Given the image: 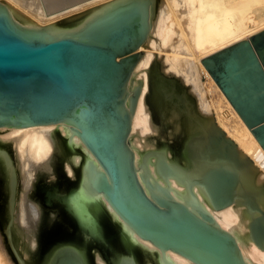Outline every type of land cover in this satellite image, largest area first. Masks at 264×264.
<instances>
[{
	"label": "bare ground",
	"instance_id": "6f19581e",
	"mask_svg": "<svg viewBox=\"0 0 264 264\" xmlns=\"http://www.w3.org/2000/svg\"><path fill=\"white\" fill-rule=\"evenodd\" d=\"M133 2L144 7L146 30L122 100L129 125L125 143L137 182L153 202L172 200L198 217L208 216L235 239L245 264H264V149L201 63L264 29V0H0V8L24 30L46 38L77 37ZM85 10L60 25H43ZM201 74L211 90L201 83ZM42 172L72 179L49 199L63 208L70 229L80 231L82 222L107 229L105 235L117 245L112 264H196L141 241L120 220L96 190L105 169L68 122L0 125V264H18L1 227L5 201L7 210L11 200L17 203L16 225L29 249L42 229L54 230L59 220L31 198ZM85 248L88 264L108 261ZM66 250L54 253L49 264H85L78 251Z\"/></svg>",
	"mask_w": 264,
	"mask_h": 264
},
{
	"label": "water",
	"instance_id": "95a60500",
	"mask_svg": "<svg viewBox=\"0 0 264 264\" xmlns=\"http://www.w3.org/2000/svg\"><path fill=\"white\" fill-rule=\"evenodd\" d=\"M145 30L144 7L136 2L77 37L46 38L24 30L0 8V125L68 122L105 169L96 190L141 241L196 264H245L235 239L208 216L198 217L172 200L153 202L137 182L125 143L129 125L122 93ZM201 63L264 149V29ZM41 198V208L59 220L53 232L38 239L70 229L63 208L44 193Z\"/></svg>",
	"mask_w": 264,
	"mask_h": 264
},
{
	"label": "rangeland",
	"instance_id": "374dc122",
	"mask_svg": "<svg viewBox=\"0 0 264 264\" xmlns=\"http://www.w3.org/2000/svg\"><path fill=\"white\" fill-rule=\"evenodd\" d=\"M156 1H159V0H156ZM161 1H163V0H161ZM104 4H101V5H104ZM86 11L87 10L80 11V12L75 13V14H73V13L67 14V15L62 16V18H58L56 20L49 21V22L45 20V23L43 25H50V26H51V24L52 25H60L61 23L72 19V17H74V16L78 17V16L82 15V13L86 12ZM161 76H164V74H161ZM200 78H201V83L206 88L211 90V87H210L206 77H204V75L201 74ZM167 137H168V141H169L168 144L171 145V146H174L173 145L174 141H173L172 136H170L168 134ZM171 142H173V143H171ZM180 153H179V155H181ZM179 155H178V158H181V156H179ZM70 180H72L70 177H67L66 180L63 179V177H61V178L57 177L55 172L54 173L53 172H47V173L46 172H42V174L41 175L39 174L38 178H36L34 180V188L31 191V198L33 200H35L36 202H38L42 206L43 203H42L41 195L43 193H44V195L47 196L46 198H52L53 195L56 194V191L58 189H60V187L62 188V186L65 185L64 184L65 182L69 181V183H70L71 182ZM45 189H46V191H45ZM50 200H52V199H50ZM11 202H13V201L11 200L10 203L8 204L9 208H10V209L8 208V210H9V213H8L7 212L8 210H7V207H6V201H5V205H4L5 206L4 207V211L5 212L3 211L4 213L3 212L1 213V217H2L1 218V223H2L1 227L4 230V234L6 236V241L8 242L7 243L8 247H9V249L11 248L10 251L14 255V257H15V259H16L18 264H21V263L22 264H28V263H31V262H34L35 264H49V262L51 261L54 253L58 254L60 252L62 254V251H65L66 249L67 250L68 249H74V250L78 251L79 254L83 255L84 263L88 264L87 258L82 253V250H84L83 248H85V247H88V249H90L92 252H96V253L102 255L106 260H108L112 264V255H113L114 249H115V247L117 245L115 243L111 242L109 236L105 235V233H108L107 229L101 228V226L98 227L97 225H96V227L95 226H87L82 221L81 222L83 224L82 223H80V224L78 223L79 224L78 226L80 227L81 230L79 231L78 228L75 229V231L77 233L81 234L80 237H79L80 239H77L76 236L72 235L71 231H70V233L68 231H66V234L64 236L60 237V238L59 237H55V236L54 237H48V238H44V239L40 240V242H39V239H38L39 235L48 233L50 231L51 232L54 231L53 227L50 228L48 226V227H45L44 229H42L39 232V234L37 236V241H36L35 247L33 249H29L27 247L26 243H25V240L23 239V237L21 236V234L19 232V229H18L17 225H16V221H15V219H16L15 218L16 217V211H15V209L17 207V203H16V205L15 204L12 205ZM10 214L12 215L11 217H9ZM80 218L84 219L82 217V214H81ZM10 221H11V223H10ZM97 228H98V231H99L98 234L94 233V230L97 231ZM8 231H9L10 235L8 234ZM87 236H89V237H87ZM13 238H16V239L14 240ZM87 239H88V241L85 242ZM81 241H83V242H81ZM10 243H12V244H10ZM93 246H96L97 248L94 249ZM14 249H15V251H14ZM17 258H18V260H17ZM31 258H33V259H31ZM25 261H27V262H25Z\"/></svg>",
	"mask_w": 264,
	"mask_h": 264
},
{
	"label": "flooded vegetation",
	"instance_id": "af4514ba",
	"mask_svg": "<svg viewBox=\"0 0 264 264\" xmlns=\"http://www.w3.org/2000/svg\"><path fill=\"white\" fill-rule=\"evenodd\" d=\"M98 232V231H97ZM111 238V237H110Z\"/></svg>",
	"mask_w": 264,
	"mask_h": 264
}]
</instances>
